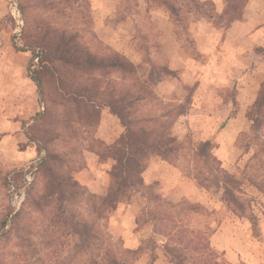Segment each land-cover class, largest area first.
Segmentation results:
<instances>
[{
	"label": "rangeland",
	"instance_id": "374dc122",
	"mask_svg": "<svg viewBox=\"0 0 264 264\" xmlns=\"http://www.w3.org/2000/svg\"><path fill=\"white\" fill-rule=\"evenodd\" d=\"M220 1L223 12L217 11ZM248 1L79 0L75 15L61 19L73 23L90 50L129 58L140 80L155 73L157 100L140 101L144 112L158 101L181 105L184 113L172 129L181 150L169 159L150 156L144 184L165 199L197 207L198 212L185 217L186 223L212 231L211 245L229 264H264V145L258 142L264 141V126L254 131L247 116L258 79L264 76V45L250 35H231L230 43H223L231 23L243 18ZM36 2L0 0V264H88L86 248L81 258H71L76 237L69 225L58 222L63 209L40 199L46 180L38 165L46 150L36 127L56 130L60 115H74L75 106L59 97L53 83L48 88L51 101L45 99L36 79L39 49L29 43L30 28L49 15L47 8H36ZM49 18L53 24L60 20ZM162 68L171 72H159ZM103 78L118 90L128 83L119 72H106ZM47 106L55 114L51 123L41 118ZM70 125L73 135L53 139L51 147L65 151L75 146L72 175L99 204L115 161L96 154L80 122ZM123 131L109 107H101L95 136L110 145ZM207 139L213 141L212 156L230 177L218 172L214 159L198 155ZM28 177L33 179L27 185ZM224 187L234 192L239 204ZM147 205L146 197L136 193L114 210L101 212L98 226L110 236L123 264H175L164 249L167 238L140 219ZM73 207L74 214L92 216L85 201ZM18 211H23L20 223L12 227Z\"/></svg>",
	"mask_w": 264,
	"mask_h": 264
},
{
	"label": "trees",
	"instance_id": "16d2710c",
	"mask_svg": "<svg viewBox=\"0 0 264 264\" xmlns=\"http://www.w3.org/2000/svg\"><path fill=\"white\" fill-rule=\"evenodd\" d=\"M36 1V8H47L54 21L60 19L53 24L48 15L41 22H36L34 28H30L33 31L31 30L32 38L29 43L39 49L36 79L45 99L51 101L48 88L53 83L58 87L59 97L75 106V116L69 111L61 114L60 126L56 130L48 131L37 125L35 132L46 150L38 165V171L46 180V193L40 199L46 206L53 204V207L63 209L59 217L57 216L58 222L69 225L71 234L76 237L71 258H81L86 248L88 264H123L124 261L111 244L110 236L104 227L98 226V218L101 212L112 211L120 202L130 200L134 194L140 193L146 197L148 203L140 219L142 218L143 222H151L154 232L167 238L164 249L175 264H229L211 245L212 231L192 228L186 223L185 217L198 212L197 207L184 201L175 203L165 199L153 186L144 184L145 162L150 156L169 159L181 150V145L172 132L177 118L184 113L179 110L181 105L158 101L156 107L148 108L144 112L138 106L140 101L147 98L157 100L153 91L155 73L151 71L147 79L140 80L138 67L125 55L119 52L104 54L90 50L73 23L61 21L63 18L69 20L75 15L76 2L79 0ZM21 4L24 5L22 2ZM169 6L172 9L175 7ZM110 71L121 73L128 83L120 90L114 85L110 88L103 78L106 72ZM159 72L168 74L171 70L162 68ZM103 106L109 107L124 127L123 133L110 145L95 136L100 108ZM247 116L252 121L254 131L264 126V80L254 103L247 111ZM51 117H55L53 107L47 106L41 118L45 123H51ZM72 121L81 123L85 138L90 139L89 142L98 156L115 161L109 171L111 182L99 204L94 199L95 194L90 193L89 189L72 175L75 169L69 165L77 153L75 146L65 151L51 147L53 139L73 135L74 127L70 125ZM69 125L71 133L67 134L66 131H70ZM258 142L264 145L263 140ZM212 145V139L205 140L197 151L198 155L206 161L214 159L219 164L218 172L230 177V173L222 167L220 161L212 156ZM224 188V193L229 195L234 203L239 204L240 200L234 192ZM42 201L39 200L38 205H41ZM84 201L90 206L92 216L89 219L80 213L74 214L73 205ZM22 214L23 211H18L13 216L12 227L20 223ZM70 214L72 216H69Z\"/></svg>",
	"mask_w": 264,
	"mask_h": 264
},
{
	"label": "crops",
	"instance_id": "0c3cea01",
	"mask_svg": "<svg viewBox=\"0 0 264 264\" xmlns=\"http://www.w3.org/2000/svg\"><path fill=\"white\" fill-rule=\"evenodd\" d=\"M217 11L223 12L225 6L220 1L217 5ZM197 27V26H196ZM252 30V31H251ZM251 31V32H250ZM250 32V33H249ZM236 38L238 35H250L256 38L255 43L258 45H264V0H249L244 8L243 18L231 23L226 31V37L223 39V43H230L229 36ZM216 40V39H215ZM198 41L201 42V38L198 36ZM264 80V76L258 79L256 96L258 94L261 82ZM242 93L238 96L241 99ZM256 99V98H255ZM255 101V100H254ZM242 106L243 102H241Z\"/></svg>",
	"mask_w": 264,
	"mask_h": 264
},
{
	"label": "built area",
	"instance_id": "2783aa9c",
	"mask_svg": "<svg viewBox=\"0 0 264 264\" xmlns=\"http://www.w3.org/2000/svg\"><path fill=\"white\" fill-rule=\"evenodd\" d=\"M33 177H28V181H26V184L28 185L29 183H31Z\"/></svg>",
	"mask_w": 264,
	"mask_h": 264
}]
</instances>
